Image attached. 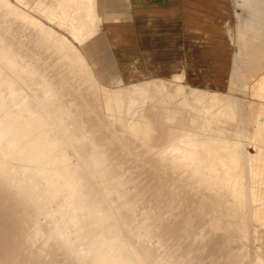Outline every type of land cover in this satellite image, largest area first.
Here are the masks:
<instances>
[{
	"label": "bare ground",
	"instance_id": "bare-ground-1",
	"mask_svg": "<svg viewBox=\"0 0 264 264\" xmlns=\"http://www.w3.org/2000/svg\"><path fill=\"white\" fill-rule=\"evenodd\" d=\"M36 3L68 37L0 0V264H264L250 243L264 226V71L239 73L246 102L181 76L112 92L88 45L99 0ZM218 5L209 70L212 35H230Z\"/></svg>",
	"mask_w": 264,
	"mask_h": 264
},
{
	"label": "crops",
	"instance_id": "crops-1",
	"mask_svg": "<svg viewBox=\"0 0 264 264\" xmlns=\"http://www.w3.org/2000/svg\"><path fill=\"white\" fill-rule=\"evenodd\" d=\"M218 1V10L226 6ZM209 5L211 0H105L101 27L123 77L181 76L199 85L210 71L202 63L210 39Z\"/></svg>",
	"mask_w": 264,
	"mask_h": 264
},
{
	"label": "rangeland",
	"instance_id": "rangeland-1",
	"mask_svg": "<svg viewBox=\"0 0 264 264\" xmlns=\"http://www.w3.org/2000/svg\"><path fill=\"white\" fill-rule=\"evenodd\" d=\"M12 5H15L19 9L26 12L29 16H34L37 19L41 20L42 22L46 23L47 25H50L54 27L56 31L59 33H62L68 37L67 31L64 29L59 28L56 24H50L45 15L41 14L40 7L38 3H36L37 0H25L27 4L21 3L19 0H8ZM44 4H49L52 0H41ZM105 0H99V7L101 9L102 5L104 4ZM226 6L223 5L220 10H218V15H221V23L223 24V30L226 33L227 29H229L230 35L228 37H223L224 42H218L216 36L212 35L211 40V46H215L216 44L219 45V59L220 61H214L212 62L211 70L207 72V76L205 78H201L199 80V85H188V83L183 79V86L185 85L186 91H190L191 88H197L199 90L208 91V92H220L221 94L231 96L234 100L246 102L248 100H251V97L247 98L245 97V93L243 91L241 80L244 79V76L239 82V73L247 70V74H261L264 71V23L262 22V17H264L263 9L262 7L257 8L252 7V9L248 7L240 6L239 3H242L241 0H225ZM226 7V8H225ZM225 8V11H224ZM261 8V12L259 15H257L255 12L256 10ZM255 13V14H254ZM255 19V23L252 26H248L253 23V20ZM225 20V22H224ZM240 21H246V25L243 27L244 29L238 28V25ZM262 23H258V22ZM258 25H262L263 28L259 29H253L252 27H257ZM256 30V32H255ZM217 33V32H215ZM214 34V33H213ZM218 34V33H217ZM257 34V38H255V35ZM219 36V34H218ZM242 38L248 41H253L254 46L250 48V53H244L242 52V45L241 41ZM220 41H223L219 39ZM98 42L97 44H94V54L96 57L100 58L101 63H103L105 72H106V79L103 82L104 86H106L109 90L112 92H117L118 90H121L124 85L125 86H134V85H140L147 82H168L171 84H177L174 81H177L175 78H161V77H155V76H149L145 77L139 80H132V79H126V77H123V72L121 70V67L119 63L116 61L113 51L111 50L110 43L107 39V36L105 35V32L103 31L101 27V23L98 27V32L95 34V36L92 38V40L89 41L88 45L90 48H92L91 43ZM79 51L83 50L85 45H80L79 43L73 44ZM98 52V53H97ZM224 59V60H222ZM89 64L93 66V68H90L93 73H98V71L95 68V65L93 64V61L90 59L88 60ZM220 64L221 66V73H222V82L219 85H211L210 78L214 79L215 75L213 72V69L217 67V65ZM198 64L195 63V67H197ZM196 73V71H194ZM206 75V74H205ZM238 75V76H237ZM243 73H240V76H242ZM235 76L237 78L236 84L235 83ZM248 78V77H247ZM118 79H122L123 82L119 83ZM233 80V82H231ZM232 86L234 88H232ZM149 105V104H148ZM175 107L171 108L174 109ZM248 151L255 155L256 150L249 146ZM125 162H130L129 159H126ZM167 216V214H165ZM251 254L252 257L255 259L257 256L255 255L256 252L261 254V257L264 259V226L261 224H258L257 226V232L255 235L252 236L251 240Z\"/></svg>",
	"mask_w": 264,
	"mask_h": 264
}]
</instances>
